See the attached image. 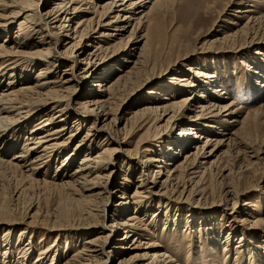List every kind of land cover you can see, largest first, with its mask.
Returning <instances> with one entry per match:
<instances>
[{
    "label": "bare ground",
    "instance_id": "obj_1",
    "mask_svg": "<svg viewBox=\"0 0 264 264\" xmlns=\"http://www.w3.org/2000/svg\"><path fill=\"white\" fill-rule=\"evenodd\" d=\"M177 1L0 0V172L12 171L23 184L40 183L65 190L69 196L77 195L76 200L85 205L84 214L71 223L62 220L36 223L33 213L29 220L21 219L19 224L24 226L18 230L16 242L11 240L10 245L11 248L17 245L16 264H113L114 261L116 264H182L168 240L187 235L193 220L190 215L193 217L200 208L211 211L219 207H199L183 198L202 192L207 174L218 176L223 204L231 202L230 207H223V213H237L231 219L234 222L231 228L237 225L230 233L235 234L231 241L243 243L246 237L251 238L248 233L254 228L264 232V216H255V207L246 201L252 190L240 189L232 180H226L228 176L234 177V167L239 173L242 168L246 171L258 164L263 144L255 147L249 138H240L237 130L225 132L227 128L221 122L243 129L246 115L240 119L238 109L242 107L232 109L234 100L226 103L228 92L218 87L217 73L208 71L195 59V54L207 49L177 53L165 66L156 67L155 62L148 65L150 51L152 47L158 48L159 41L166 40L169 52L181 45L175 35L179 28L165 36L167 26L162 22ZM231 2L227 0L217 10V17L230 12L232 6L235 14L247 13V22L236 29L214 30L213 39L209 38L203 45L234 43L242 36H253L247 43L259 40L260 46L254 52L255 60L262 64L264 51L260 47L264 35L260 30L264 12L254 15L252 4L241 7L233 6L240 1ZM215 5V0L206 4L204 14L215 11ZM230 20L231 24H237L235 18ZM14 23L17 32L10 36ZM109 64L114 66L101 72ZM61 67L64 68L60 70ZM246 67L253 77L252 84L249 75L247 81L252 93L261 96L255 88L264 91V69ZM142 71L145 75L138 76ZM171 72L174 75L159 84ZM79 79L86 86L82 95ZM129 86L131 93L152 88L146 98L133 104L136 108L131 116L124 118L126 99L121 100L119 93ZM123 119L126 122L122 136L117 125ZM161 121L165 131L151 139L164 142L157 149L145 145L133 155L127 154V159L135 165L123 160L122 180L114 182L117 149L131 142L132 133ZM126 125L131 127L126 129ZM82 126L88 128L79 136ZM178 126V130L174 129ZM208 128L215 129V134H210ZM98 137L101 142L96 145L94 140ZM20 138L24 139L22 143ZM146 141L150 139L143 142ZM108 142L115 147H102ZM242 155L247 157L244 164L239 162ZM223 156L231 161L229 167L221 163ZM77 157L78 165L69 170ZM136 165L141 168L138 184L129 193ZM40 175L41 179L36 178ZM242 197L244 200L239 205ZM109 199L115 201V207L108 205ZM174 204L178 211L186 206L190 214L183 218L181 213H174L172 217L168 213L172 208L169 205ZM154 208L164 209L165 213L166 220L158 237L161 240L153 239L155 231L148 227L149 221L143 220L145 216L154 217ZM157 221L155 218L154 223ZM7 225L8 229L2 233L3 242L9 241L10 228L14 227ZM178 227H184V232L178 231ZM36 229L41 230V242L34 257L33 240L23 242V239L26 234L32 238ZM238 229L242 231L240 235L236 234ZM120 231L123 235L110 246V239ZM144 232L150 237H144ZM52 235L53 240L46 244ZM217 240L213 238L209 245L217 244ZM12 252L11 249L0 262L10 264ZM191 254L187 252V260L192 258Z\"/></svg>",
    "mask_w": 264,
    "mask_h": 264
},
{
    "label": "rangeland",
    "instance_id": "obj_2",
    "mask_svg": "<svg viewBox=\"0 0 264 264\" xmlns=\"http://www.w3.org/2000/svg\"><path fill=\"white\" fill-rule=\"evenodd\" d=\"M211 1L212 0L177 1L174 9L170 10L166 14V16L163 17L162 22L167 26V30L165 31L166 33L164 34L165 36H168V34H170V32L175 28H179V30L175 32V35H178V42L181 45H179L178 49L169 52L166 46L167 43H165L166 40L164 39V43L162 41H159L158 48L152 47L153 50L151 49L150 51L151 58L148 62V65L152 64V62H155L154 66L156 67H160L161 64L162 66H165L171 60H173L177 53L178 55H180L187 49L192 50L193 48L199 51L202 49H207L203 53L195 54V59L198 63L202 62L203 67L208 71H215L217 73V78L220 79L218 87L223 88V90L228 92V99L226 100V103L234 100L235 103L232 109H237L240 106L242 107L238 109L240 112V119L246 115L243 120V129L239 128V126L237 125H225V123L221 122L225 126L223 128H227L225 132H234L235 130H237L238 132H240V138H249L250 141H253L255 147H258L261 143L263 144L261 147V149L263 150V154L261 155V160L257 162L258 164L254 165L251 169H247L246 171L244 170L245 168H242V172L239 173L236 172V167L233 166L235 171V174H233L234 177L232 178L231 176H228L226 178V180H232V183H234L233 185H237L240 189L249 188L250 190H252V192L250 193L251 195L248 196L246 201L251 204V207H255L256 211H254V215L257 217H261L264 216V91H260L255 88L257 92H261V96H259L258 93L255 95L252 93L249 86L252 84L251 80L253 79V77L252 74L249 75L246 70L248 69L246 65L257 68V70L264 69V62H262L261 64V61L259 62L255 60L256 56L254 51L256 47L259 48L260 46L258 45L259 40L256 41V39H252L251 43H247L253 36L248 38L242 36L241 39L235 41L234 43L226 42L227 44H224L217 42L213 44L207 43L203 45L204 41H207L209 38L213 39L215 35L214 30L224 31L230 30L232 28L236 29L243 26L247 22V13L235 14V12L232 11V9H234V7L232 6H229V9L232 8L231 10H229L230 12H228L227 14H223L224 16L221 14L220 18L217 17V10H220V8L226 4L227 0H215V11L205 15V12H203V8L206 4L211 3ZM233 1L234 0H232L231 4L233 3ZM238 1H240V3L236 2L235 4L234 2L233 6L243 7L247 6L248 4H252V6H250V8L253 9L252 14L257 15L259 12H264V0ZM233 18H235V21L237 22L236 25L230 23V19ZM214 19H217L216 24L211 27L210 23ZM18 21L19 20H17L16 22ZM16 26V23L11 26L10 36H13L17 32ZM188 31L190 32V35L188 34ZM260 33L264 35V22L261 23ZM183 34H187V37L185 35L183 36ZM1 39L2 37L0 38V40ZM260 48H263L262 51H264V43ZM218 49H221V51H217ZM86 51H88V48L86 49ZM153 59L156 60L153 61ZM112 64L101 68V72H104L103 70H107L109 67H113L114 65ZM62 68L64 67H61L60 70ZM36 69H39V67ZM60 70L56 73V76H59ZM144 73L145 71H142L138 76L143 77L145 75ZM32 74H34V71L32 72ZM173 75V72L168 73L167 75H165L166 78L163 79L164 82L162 80L159 82V84H164L166 80ZM248 75L252 77L250 79L251 84L247 83L249 78ZM78 83L81 84L80 86H83V89L80 93V95H82L83 91L86 89V86H84L85 82L83 79H79ZM130 87L132 86L123 89L119 93V98L121 100L126 99L124 104L125 106H123L124 118L131 116L132 110L136 108V106L133 104H137L139 100L146 98L148 91L150 90V88H152L151 86L149 90L144 89L139 92L137 91L136 93H131ZM178 98H180V95H178ZM73 106H75V104ZM247 111H249L248 114H246ZM125 122L126 120L123 119L122 122L117 125L118 128L123 132L122 136L125 133V130H123V128L125 129ZM163 123L164 121L158 123V125H162L161 128H156L155 126H158L157 124L150 126L146 125L136 133H132L130 135V143L122 146L121 149H117L116 155L118 157V164H116L117 173L114 177V182L119 183L122 180L121 162L123 160L131 165H135L133 163V160L129 161L127 159V154L133 155L135 151L146 146L148 147V145L149 147L155 146L154 148L157 149V147L164 142H161V140L155 142L151 139V137L155 136V134H162V131H165ZM68 125H71V123H69ZM126 126V129L131 127V125ZM87 128V126H82L78 132L79 136L83 135ZM179 128L180 126L174 127V129L176 130H178ZM208 129L211 131L210 134H215V129L214 131L211 128ZM100 139V137L95 138L94 143L96 145L100 144ZM149 139L150 142H143ZM23 140V138H20L19 142L22 143ZM102 147L114 148L115 146L113 144H109L108 142ZM129 149L130 152L128 151ZM239 159V162L244 164L247 160V157H245V155H242ZM78 160L79 157L74 160V164L69 168V170L78 165ZM221 163L223 165L226 164L229 167L231 161H229L228 157L223 156V158L221 159ZM51 168L54 169V166L52 165V167H50V170L48 171L50 174L52 173ZM135 170L136 171L132 176V184L130 185L129 193H131L135 189V186L138 184L137 179L139 178L138 175L141 168L137 167L136 165ZM36 178L41 179L42 176H36ZM217 178L218 176L213 177L210 174H207V177L205 178V184L203 185L205 189L200 193L188 194V196H184L183 198L190 200L189 202L192 204H199L197 205L199 207H202L203 205H205L204 207H219L211 211L209 209L205 210L200 208V211L193 215L194 218L190 215V219L193 220L190 221V224H192L191 227L188 228L189 232L187 233V235H184L181 239L171 238L168 240V243L172 244L173 248L175 249L174 252L180 260V263L182 264H264V232H262L261 228H254L253 232H249L248 235L251 238L246 237L248 240H244L243 243H238V240L236 239L231 241V236L235 234L232 233L231 235L230 233L232 231H235L237 226L233 225V228H231L232 224H234L231 219L233 218V216L237 215V213H234L232 215H229V213H223V207H230L229 204H231V202H226V205L223 204L225 200L223 197V189L222 185H220L218 182L219 179L217 180ZM19 180V176L14 174L12 171H6L3 173L0 172V260L4 258V255L8 256L9 251H11L12 249L13 252L12 257H10V259L12 258L10 264H16L15 262L18 258L17 245H13L12 248L10 247V245L13 244L11 240L16 242L18 230L24 226V224L22 223L19 224V221L21 219L27 220L28 216L33 213L36 223H55L56 220L68 221L69 223H71L76 219H79L85 212V205H83L81 201L76 200L78 197L77 195L69 196L68 194H66L65 190L52 188L40 183L34 184L31 182H26L23 184L22 181ZM173 193L176 192L174 191ZM176 195L179 194L177 193ZM243 200V197L238 200L239 205L242 204ZM114 203L115 201H113L112 199L108 200V205H110L111 208L115 207ZM175 205L176 204L169 205L172 208H169L168 213H171L170 215L172 217L174 216V213H181L183 218H185V215L187 216V214H190V212L185 209V205H183V207L185 206V208L181 209V211L176 210L178 208ZM150 212L151 210L148 213ZM153 212L155 214L153 218L149 215L143 217V220L147 223L149 221L148 227L152 232L155 231V237L153 239L156 240L159 239L158 237L161 235L163 222L166 219L164 209L161 210L160 208V210H155L154 208ZM147 218L149 220H147ZM155 218L156 221H158L154 223ZM244 218L249 219L248 216H244ZM171 223L170 227H172ZM7 224H10L9 226L14 227L10 228V235L8 239L9 241L3 242L4 239L2 237V233L8 229ZM183 224L184 223H182V225ZM227 224H229L228 227H226ZM184 230V227H178V231H181L183 233ZM40 231L41 230L36 229L32 232V238H29L28 234H26L27 236L25 235L23 239V242L33 240L34 245H36L33 253L34 257L37 256V247H40ZM237 231L238 232H236V234L238 235H240V233L242 232L241 229H238ZM122 235L123 232L120 231L116 236L112 237V239H110L109 241L110 246H114V243L116 242L115 240L117 238L119 239V237H121ZM146 236L150 237L149 235H147V232H144V237ZM53 238V235L48 237V239H46L45 241L46 244L51 242ZM213 238H216V240L219 239L220 241L217 240V244L214 243L213 245H209V241L211 242ZM227 241L230 242L227 243ZM225 244L227 246H224ZM239 245L240 247H238ZM76 248L77 246L72 248L71 251ZM160 249L161 248H159V250ZM4 251H7V254H4ZM187 252L192 253L191 259L187 260ZM116 257L118 256L116 255ZM0 264L2 263L0 262ZM113 264H116V261H114Z\"/></svg>",
    "mask_w": 264,
    "mask_h": 264
}]
</instances>
